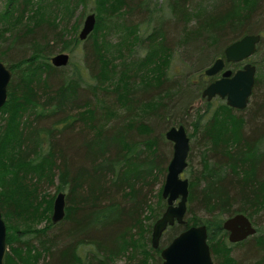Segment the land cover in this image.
I'll list each match as a JSON object with an SVG mask.
<instances>
[{
    "label": "trees",
    "instance_id": "trees-1",
    "mask_svg": "<svg viewBox=\"0 0 264 264\" xmlns=\"http://www.w3.org/2000/svg\"><path fill=\"white\" fill-rule=\"evenodd\" d=\"M5 1L0 61L13 71L8 101L0 108L5 264H162L161 250L181 231L201 224L208 229L215 264H241L231 256L237 246H246L247 256L256 258L251 264H264L261 66L246 109L230 107L220 97L193 106L212 79L205 69L235 40L261 34L256 53H263L264 64V0H169V14L152 7V0H96V27L85 40L96 82L87 86L80 74L69 75L65 66L51 61L79 41L75 24L68 21L87 0ZM141 14L154 23L144 38L138 32L143 21L125 20ZM116 28L122 34L112 41L108 37ZM138 45L147 50L143 57L135 54ZM178 48L189 72L177 87L165 86ZM99 90L116 98L98 97ZM97 97L102 106L93 100ZM142 111L154 122L137 117ZM179 124L194 127L190 138L201 131L199 167L187 170L186 222L168 227L156 249L153 225L167 207L158 191L173 154L165 148V134ZM56 180L58 191H66L67 206L65 218L53 223V198L42 212L40 197L43 184ZM237 213L247 215L257 232L232 244L223 222Z\"/></svg>",
    "mask_w": 264,
    "mask_h": 264
},
{
    "label": "water",
    "instance_id": "water-1",
    "mask_svg": "<svg viewBox=\"0 0 264 264\" xmlns=\"http://www.w3.org/2000/svg\"><path fill=\"white\" fill-rule=\"evenodd\" d=\"M96 14L87 15L79 33L81 40H86L96 27ZM262 35L246 34L229 44L224 56L217 58L204 71L206 76L221 74L220 78L209 83L202 91V97L211 101L216 97L225 100L233 108L244 110L249 105L253 94L257 66L250 62L256 53ZM52 63L57 67L67 66L70 54L60 52L52 56ZM240 68L233 69L229 64L243 63ZM13 71L3 61H0V108L9 98L8 86L12 80ZM166 138L173 144V156L169 162L162 197L167 202L163 214L156 220L152 231V245L160 247V241L168 227L184 224L188 210L189 179L183 177L188 166L191 149V139L183 124L174 125L166 131ZM66 194L59 192L54 200L52 222L58 223L66 215ZM223 227L229 233L230 242H239L254 235L257 229L252 220L243 213H237L226 218ZM8 250L7 225L0 211V264H5ZM162 264H215L208 243L206 225H192L181 231L161 250Z\"/></svg>",
    "mask_w": 264,
    "mask_h": 264
},
{
    "label": "rangeland",
    "instance_id": "rangeland-1",
    "mask_svg": "<svg viewBox=\"0 0 264 264\" xmlns=\"http://www.w3.org/2000/svg\"><path fill=\"white\" fill-rule=\"evenodd\" d=\"M168 1L169 0H152V2H151L152 5L151 6L152 7L155 6L157 8H160V7L161 8H164L163 9V10H165L164 12L165 13H168V9H169L168 8ZM5 2H6L5 0H0V9H2L4 7ZM97 5L98 4L96 3V0H87L86 3H81L76 8V11L74 13V17L71 20L68 21L69 25L75 24L74 26L77 29V35L78 36H79V33H80V31H81V29L83 27V23H84L87 15H89L90 13H97V11H96ZM142 15L143 14H141V16L139 15L140 18H138L139 17L138 15H135V16L126 15L125 16L126 17L125 20L126 21H131V22L134 21V23H140L141 21H143L144 23H140V25H139V31L138 32H139V36L141 38H144L148 34L151 33V31L153 30L154 23L149 24L146 21L147 20L146 18L143 19ZM143 16H145V15H143ZM123 20H124V17L123 18H119L118 21H117L118 25ZM168 23H169V21H167V24ZM171 23H172V21H170V24ZM92 33L90 34V36L92 35ZM113 34L114 35H110L108 38L110 40H112V41H117L121 37L122 32L119 30V28H116V30L113 32ZM72 35H73V33L69 34V36L67 37V39L71 38ZM263 36H264V34H263ZM101 39H102V35H100L99 40H101ZM86 41L85 40H81L79 38V41L77 42V44L75 45V47H74V49L72 51H60V52H66V53H69L70 54V62H69V64L67 66H65L66 67V70H67V73L69 75L80 74L81 76H79V77H82V80H83L84 85L87 86L88 84H95L96 81H95V79L93 78V75H92V69H91L92 67L90 66L91 64L90 63L88 64L87 61H86V49H85V47H86ZM59 45H62V43L59 42ZM261 49L263 50V48H261ZM135 50H136V53L135 54L138 57H143L146 54V51H147L145 47L140 46V45L136 46L135 47ZM180 50L181 49L178 48V49H176V52H174L175 54H174V56L172 58V61L170 63V67L168 69L169 75L167 76L168 77V80H167L165 86H170V85L173 86V85H175V87H177L176 86L177 85V82L179 84L180 83L182 84L183 83V79H184L183 77L185 75H187L188 72H189V64H187L186 62H184L183 59L181 58V51ZM60 52H56L55 54L60 53ZM262 56H263V53L262 52L255 53L250 58V60H249L250 62H253L254 64L256 63L255 64L256 66L257 65H260L261 66L260 72L262 74L261 76H263V77H261V80L264 78V64L263 63L262 64L260 63L263 60ZM117 62H119V60ZM242 65H243V63H242ZM198 76H200L199 73L193 75V79L194 80H197L198 79ZM174 82H175V84H174ZM262 82L263 81H261V84H262ZM174 90H176V89H174ZM104 94H105L104 91L99 90L97 95H98V97H100V96L104 97L105 96ZM98 97L97 98H93V100L95 101L96 105H98V104L100 105L101 104V106H102V103H101V101L99 100ZM104 98L108 99V101L111 102V101H113L114 98H116V95L113 92V93L107 94ZM216 98H217L216 99V101H217L218 100V97H216ZM203 104H204V98H201L200 97V98H197L195 100V103H194L193 106L196 107V108H198V107L203 106ZM174 109H176V106L173 107V110ZM179 109H180V107H178L177 110H179ZM122 111H125V109L123 108ZM158 111H160V110H158ZM246 111L247 110L243 111V116H245L247 114ZM143 113H144L143 111L142 112H139V115H137V117L142 116L144 118L142 120H147L148 122H152V123L154 122V117L153 116H151V118L148 115H146L144 117L142 115ZM179 116H181V115H178V117ZM188 118H189L188 119L189 122H191L192 119H193L192 117H188ZM189 122H188V124H190ZM193 130H194V127L191 126V125H188V130H187L188 133L193 132ZM200 135H201V131L198 130L197 133H196V135L194 137L190 138L191 139V143L195 141V145H194V149L192 151V157H188V162L190 163V165L187 166V168H186V170H185V172L183 174V177H187L188 178L189 173L187 172V170H189V169L190 170H197L198 167H199V161H200L199 151H200V149H199L198 137ZM165 148H166V150L168 148V151L173 152V144H172V142L169 141L168 146H165ZM172 156H173V154H172ZM190 158H191V160H189ZM58 184H59V181L58 180L55 181V184L54 185L43 184L42 191L45 192V195H43V196L40 197L41 202H42V208L43 207L46 208L52 198H53L52 201H53V205H54V200H55L57 194L59 193V191L57 189L58 188ZM158 192L162 194V190L161 189ZM154 200H155L154 203L157 202V198H154ZM53 205H52V211H51V214H50L51 217H52V214H53ZM154 206H156V204ZM45 208L41 209L42 212L45 210ZM261 216L263 217L264 214H262ZM44 225H45V221H42L41 223L38 224L39 227H42ZM261 225L263 226V224H261ZM245 248H246V246H243V247L242 246H237V247L233 248L231 250V256L234 257L239 262H241V264H251V263H254V260H256V258L254 259V257H251L250 256V253L248 255L250 257H248L247 256V252L245 251L246 250ZM243 255H244V258H245V256L248 257V258L246 257L247 259H244V261H243ZM228 262L227 261L226 262L223 261L224 264H229ZM219 263L220 262H218V264ZM121 264H123V262H121Z\"/></svg>",
    "mask_w": 264,
    "mask_h": 264
},
{
    "label": "flooded vegetation",
    "instance_id": "flooded-vegetation-1",
    "mask_svg": "<svg viewBox=\"0 0 264 264\" xmlns=\"http://www.w3.org/2000/svg\"><path fill=\"white\" fill-rule=\"evenodd\" d=\"M83 24H84V23H83ZM244 63H245V62H243V64H244ZM238 68H239V67H238ZM220 76H221V74H218V75H216V76H212V77H211V78H212V79H211V82L214 81V80H216V79H218V78H220ZM211 82H210V83H211ZM228 236H229V233H228ZM228 240H229V238H228ZM229 242H230V241H229ZM240 242H243V241L234 242V243H233V242H230V243H232V244H236V243H240Z\"/></svg>",
    "mask_w": 264,
    "mask_h": 264
}]
</instances>
